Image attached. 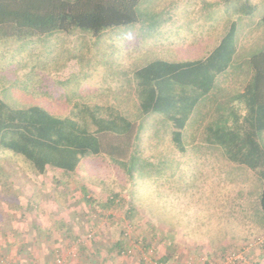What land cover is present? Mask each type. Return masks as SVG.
<instances>
[{
	"label": "rangeland",
	"instance_id": "1",
	"mask_svg": "<svg viewBox=\"0 0 264 264\" xmlns=\"http://www.w3.org/2000/svg\"><path fill=\"white\" fill-rule=\"evenodd\" d=\"M248 1L254 11L239 15L235 6L244 0H143L160 23L111 28L99 38L76 31L23 48L18 42L0 45L2 98L42 102L61 116L74 104L119 109L142 126L130 149L136 145L142 160L151 163L147 174L132 178L103 152L82 158L72 172L48 167L40 174L20 156L0 151L1 264H159L168 244L159 226L163 218L170 232L178 228L181 242L189 243L201 224L211 239L226 236L228 250L202 255L194 264H209L247 244L244 262L235 264H264L256 175L200 143L201 129L188 130L195 141L180 153L161 117L136 111L130 77L154 58L204 57L232 22L235 57L244 69L249 56L264 48V0ZM243 73L222 78L221 92L241 89Z\"/></svg>",
	"mask_w": 264,
	"mask_h": 264
},
{
	"label": "trees",
	"instance_id": "2",
	"mask_svg": "<svg viewBox=\"0 0 264 264\" xmlns=\"http://www.w3.org/2000/svg\"><path fill=\"white\" fill-rule=\"evenodd\" d=\"M142 3L0 0V45L18 42L23 48L45 36L76 31L99 38L111 28L155 22L157 13ZM235 7L239 15L254 11L248 0ZM260 21L264 22V11ZM235 29L232 22L202 58H154L136 67L130 77L136 111L143 117H161L180 153L195 141L188 130L201 129L200 143L219 150L227 161L256 175L260 181L257 220L264 232V48L251 54L243 69L235 57ZM239 73L245 74L242 88L221 92L220 80ZM1 94L0 151L20 156L36 173H44L48 167L72 172L82 158L104 152L130 177L147 174L151 163L142 160L136 145L130 149L134 146L132 138L139 135L142 126H136L119 109L74 104L70 114L61 116L42 102H13ZM106 136L123 142L105 143ZM163 242H167L164 236Z\"/></svg>",
	"mask_w": 264,
	"mask_h": 264
},
{
	"label": "crops",
	"instance_id": "3",
	"mask_svg": "<svg viewBox=\"0 0 264 264\" xmlns=\"http://www.w3.org/2000/svg\"><path fill=\"white\" fill-rule=\"evenodd\" d=\"M161 196H168V195L163 194ZM217 220H218L217 223L221 224L219 217L217 218ZM159 226L161 229L164 230L165 233L164 237L167 238V242H168V244L164 246L165 251L161 253V256L159 257V261H158L159 264H186V263L194 264V260L202 255L205 257H210V254H212L213 252L222 253L224 250H228L229 241L224 240L226 236L218 235L217 237L213 236V238L211 239L212 232L206 231V229L203 227L204 226L203 224L195 225L194 229H196V232L195 231L193 232L194 236L190 238L189 243L185 240H184L185 242H181L183 240L181 241L177 240L178 228L170 232L169 231L170 227L166 222V218H163V220L162 219L159 220ZM177 226L178 225L176 224V227ZM216 240H218V243L215 242ZM180 246H184L185 248L182 249L180 248ZM144 260L146 261V259ZM101 263L102 262H99V264ZM153 263L155 264L156 262ZM71 264H81V263L72 262ZM113 264H135V263L127 262L125 260L123 261L115 260ZM203 264H206V262L203 261Z\"/></svg>",
	"mask_w": 264,
	"mask_h": 264
},
{
	"label": "built area",
	"instance_id": "4",
	"mask_svg": "<svg viewBox=\"0 0 264 264\" xmlns=\"http://www.w3.org/2000/svg\"><path fill=\"white\" fill-rule=\"evenodd\" d=\"M248 246H243L238 250H234L231 252L226 253L223 258L219 260H214L209 264H234V263H242L245 260V251L251 246V244H247ZM246 249H245V248ZM129 252V250H127ZM60 260H58L59 262ZM1 264V263H0Z\"/></svg>",
	"mask_w": 264,
	"mask_h": 264
}]
</instances>
